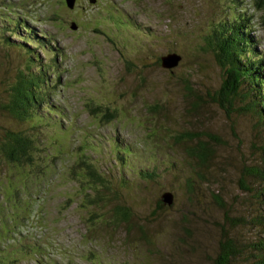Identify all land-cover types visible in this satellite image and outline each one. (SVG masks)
I'll return each mask as SVG.
<instances>
[{"label":"rangeland","instance_id":"obj_1","mask_svg":"<svg viewBox=\"0 0 264 264\" xmlns=\"http://www.w3.org/2000/svg\"><path fill=\"white\" fill-rule=\"evenodd\" d=\"M262 17L253 0H0V140L31 133L37 145L32 166L0 161V264H212L221 235L255 241L238 180L264 129L244 90L227 112L206 99L222 73L204 38L243 18L264 59ZM168 54L179 61L164 69ZM39 73L43 103L18 122L11 89ZM184 81L201 99L191 113ZM196 142L212 153L203 166L186 155ZM163 193L172 202L158 207ZM114 207L127 223L112 225Z\"/></svg>","mask_w":264,"mask_h":264},{"label":"trees","instance_id":"obj_2","mask_svg":"<svg viewBox=\"0 0 264 264\" xmlns=\"http://www.w3.org/2000/svg\"><path fill=\"white\" fill-rule=\"evenodd\" d=\"M253 8L262 12V26L264 28V0H253ZM241 21H243V18L233 19V23L229 26L217 25L211 28L204 38L205 52L212 54L222 73V80L218 89L212 93H207L205 96L210 102L227 112L230 109L232 100L238 96L241 90H244L251 99L247 110L257 117L258 122L264 129V59L261 55L253 53L254 47L250 45L252 41L248 36L249 31ZM42 72L44 73V69ZM43 73L19 75L12 87L9 99V114L18 122L27 119L30 114L29 111L34 110L33 114H35L37 108L43 103L44 98L39 94L41 93V84H43ZM182 90L183 97L187 100V112H194L201 99L188 82H183ZM107 112H105V117L112 118L113 115ZM32 137L34 135L31 133H5L0 140V161L17 168L22 165L32 166L35 161V151H37V145ZM193 138L196 137L187 135L188 140ZM208 138L214 142L216 141L212 137L208 136ZM196 144L197 146L186 152V155L189 158H194L199 166H203L210 160L212 153L205 144L200 142H196ZM118 153L124 154V152L116 150V154ZM259 153L258 164L242 167L238 180L240 191L248 194L255 206V213L249 215V219L244 218L241 221L244 223L250 222L258 230L257 238L253 242L242 244L241 242H235L225 234L221 235L217 242V254L212 264H233L242 255L246 256L245 263L264 264V144L259 146ZM117 159L121 160L119 156H117ZM79 164L82 166L83 175L86 179H90L92 185L97 188L103 187L104 182L98 175V170L83 160L79 161ZM95 195V200H99L96 192ZM213 200L218 207L222 208L218 197H214ZM157 204L158 207L162 205ZM129 218L126 209L114 207L110 221L113 226L118 227L127 223ZM25 248L32 250L28 246Z\"/></svg>","mask_w":264,"mask_h":264},{"label":"water","instance_id":"obj_3","mask_svg":"<svg viewBox=\"0 0 264 264\" xmlns=\"http://www.w3.org/2000/svg\"><path fill=\"white\" fill-rule=\"evenodd\" d=\"M87 2L89 4H94L95 0H87ZM64 3H65L66 8L70 10L73 8L74 0H64ZM69 28L71 30L75 29L73 23L70 24ZM159 60H160V66L162 68L171 69L177 65L179 58L174 54H168V55H165L164 57H161ZM159 201L162 205L170 206L172 202V196L170 193H163L159 197Z\"/></svg>","mask_w":264,"mask_h":264}]
</instances>
